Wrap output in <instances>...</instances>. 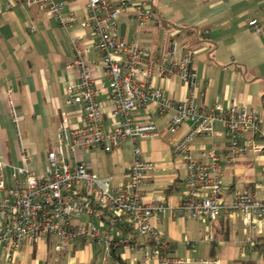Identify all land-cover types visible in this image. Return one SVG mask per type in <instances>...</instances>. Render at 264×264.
I'll list each match as a JSON object with an SVG mask.
<instances>
[{
    "label": "crops",
    "instance_id": "obj_1",
    "mask_svg": "<svg viewBox=\"0 0 264 264\" xmlns=\"http://www.w3.org/2000/svg\"><path fill=\"white\" fill-rule=\"evenodd\" d=\"M7 0H0L5 4ZM65 12L70 8L81 19L85 16L86 0H64ZM159 14L144 26H138L129 11L119 15L118 33L127 42H133L151 50L153 56L160 54L164 33H171L174 41L194 49L193 67L198 80L194 103L198 106L236 102L239 107L258 114L264 125V0H148ZM252 18H257L261 32L255 35L250 28ZM207 31V33H205ZM72 37H80L87 58L93 65L92 76L97 84L106 77L101 63V52L93 42L89 27L65 29L55 19L46 18L35 7H27L13 0L10 9L0 14V157L6 162L5 174L10 182L11 166L26 165L39 175L45 173L46 153L55 146L63 115L69 127L81 124L83 109L66 102V87L77 81L75 69L66 68L73 58ZM180 49L176 53L178 58ZM152 84L175 99L185 97L189 88L177 76L161 78L154 74ZM13 90V100L20 114V129L23 145L32 160L24 163L14 138L8 113L6 92ZM105 106L103 123L112 118L106 108V91L97 96ZM173 111L159 112L155 102L137 108L133 113L136 121H152L159 136L144 138L139 145L154 167L148 170L141 185L146 202H163V213L153 218L156 230L170 243L165 255L181 257L183 264H200V260H217L211 264H234L236 260H252L264 264V254L244 251L249 239L262 240L264 222L255 227L244 225L237 215L223 211L216 221L184 218L175 214L176 206L184 191L185 163L181 153H173L165 137L177 139L191 127L184 121L174 131L168 130ZM215 130L225 128L222 122H214ZM264 141V138L261 139ZM227 140L221 136L196 134L191 140V153L203 162L201 151L216 148L226 149ZM84 162L93 173L108 176L111 185L123 182L132 158V144L122 142L112 152L101 149L78 151L72 156ZM263 154L249 153L241 156L233 165L223 163L222 199L228 203L231 192L236 189L254 188L255 183L264 184L261 174ZM240 182V188L236 183ZM262 194V190L258 189ZM87 218H82L85 220ZM125 235L130 236L131 232ZM212 240H206L205 236ZM139 243L148 240L143 236H131ZM194 245L188 247L185 240ZM126 264H136L133 253L125 246L114 250L105 258V245L87 244L73 240L69 250L60 260L52 247V239L38 238L22 241L19 248L9 256L0 244V264H113V257ZM145 264H159L149 260Z\"/></svg>",
    "mask_w": 264,
    "mask_h": 264
},
{
    "label": "built area",
    "instance_id": "obj_2",
    "mask_svg": "<svg viewBox=\"0 0 264 264\" xmlns=\"http://www.w3.org/2000/svg\"><path fill=\"white\" fill-rule=\"evenodd\" d=\"M27 7H35L46 18L55 19L65 29L89 27L94 44L101 52L102 68L106 81L97 84L92 76L93 65L88 61L86 49L80 37H72L73 58L66 68L75 69L77 81L66 87V102L83 109L81 124L69 127L63 115L55 146L46 153L47 168L43 175L30 170L26 165L11 166L10 182L5 174L6 162L0 157V244L9 256L19 248L22 241L38 238L52 239L57 260L66 254L73 240L87 244L105 245V258L121 246L127 247L140 264L157 260L159 264H183L181 257L165 255L170 243L155 228L153 218L166 208L163 202L149 203L143 199L141 185L146 173L154 167L139 141L159 136L152 121H136L132 113L150 101L158 105L159 112L172 110L168 130L188 120L192 127L181 137H165L173 153H181L185 163L184 191L179 203L172 207L175 214L184 218L216 221L223 211L237 215L241 222L255 227L264 222V184L255 183L254 188L236 189L231 200L222 199L221 159L233 165L241 156L249 153L264 155V125L258 114L239 107L236 102L221 106H198L194 93L198 88L193 67L194 49L180 45L171 33H164L160 54L153 56L151 50L119 36L118 19L129 11L138 26L149 20L159 19V14L148 0H86L84 18L74 9L65 10L64 0H19ZM13 0L0 4L2 11L10 9ZM264 15V1L262 3ZM250 28L255 35L261 32L257 18H252ZM207 33V31H205ZM180 49L178 58L176 53ZM154 74L161 78L177 76L189 88V93L180 99L166 95L152 84ZM106 91V108L112 118L103 123L105 106L98 101L100 91ZM13 90L6 92L8 113L14 138L23 162L32 160L23 145L20 129V114L13 100ZM222 122L223 130H215L214 122ZM196 134L221 136L227 145L223 152L216 148L201 151L207 158L203 162L191 153V140ZM132 144V158L123 182L111 185L108 176H99L82 161L72 156L88 149L112 152L122 142ZM264 178V158L261 164ZM262 190V194L258 192ZM82 218H87L82 220ZM121 227H128L130 236ZM143 236L148 241L139 243L132 239ZM212 240L211 236H205ZM185 245L194 243L186 239ZM244 251H264L262 240L249 239ZM113 257V264H119ZM217 260L202 259L200 264L217 263Z\"/></svg>",
    "mask_w": 264,
    "mask_h": 264
},
{
    "label": "trees",
    "instance_id": "obj_3",
    "mask_svg": "<svg viewBox=\"0 0 264 264\" xmlns=\"http://www.w3.org/2000/svg\"><path fill=\"white\" fill-rule=\"evenodd\" d=\"M262 99V104L264 107V94L261 96ZM122 232L125 234L128 231V227H121ZM114 252V251H113ZM112 252V253H113ZM261 254H264V251H260ZM118 260L119 264H126L123 260H121L119 257H115ZM136 264H140V263H136ZM234 264H257L252 260H245V259H240V260H236V262Z\"/></svg>",
    "mask_w": 264,
    "mask_h": 264
},
{
    "label": "rangeland",
    "instance_id": "obj_4",
    "mask_svg": "<svg viewBox=\"0 0 264 264\" xmlns=\"http://www.w3.org/2000/svg\"><path fill=\"white\" fill-rule=\"evenodd\" d=\"M46 168H47V159H46V161H45V165H44V169H45V170H46ZM235 187H236V188H240V187H241V186H240V182H237Z\"/></svg>",
    "mask_w": 264,
    "mask_h": 264
}]
</instances>
